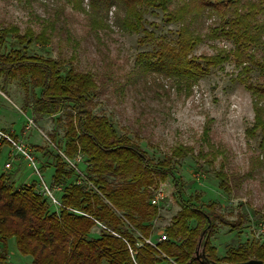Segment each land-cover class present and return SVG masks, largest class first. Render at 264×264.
Here are the masks:
<instances>
[{
  "label": "rangeland",
  "instance_id": "rangeland-1",
  "mask_svg": "<svg viewBox=\"0 0 264 264\" xmlns=\"http://www.w3.org/2000/svg\"><path fill=\"white\" fill-rule=\"evenodd\" d=\"M188 1L171 0L166 11L146 3L137 6L142 27L130 30L118 22L124 10L113 6L107 15L98 13L92 0H0V32L5 25L19 29L10 32L1 51L22 49L31 56L57 60L63 72L74 69L92 73L97 81L90 93L93 115L105 116L119 136L140 145L155 165L170 170L167 179L153 190L155 194L161 189L164 197L157 205L149 240L156 243L166 234L181 210L182 198L208 206V211L217 215L215 227L209 229L210 241L217 255L224 257L253 241L264 242V129L258 124L264 123V109H257L247 88L249 83L264 88V42L248 45V53L259 64L248 59L251 71L244 73V64L238 65L234 58L236 41L214 33L237 9L228 6L220 13L203 14L193 26L201 33V40L189 57L207 66L205 57L227 56L219 66L211 67L194 82L153 70L143 73L147 59L152 63L161 45L175 43L184 25L183 21L166 22L165 14L177 13ZM238 4L239 12L251 7L259 11L250 29L257 34L264 25V0H238ZM29 29L36 34L44 32L49 38L47 44L19 43L17 35ZM146 53L151 54L149 58ZM35 93L38 89L26 93L20 82L0 75V129L12 127L36 159L35 165L27 166L29 160L18 149L4 144L0 173L11 170L20 183H41L36 172L41 157L59 153L68 172L75 169L74 161L86 158L80 154L69 161L64 154L69 106L60 111L59 119L36 118L29 107ZM7 162L11 169L5 168ZM54 171V165L43 170L49 187ZM109 179L114 185H122L113 177ZM61 180L55 178L54 187ZM74 181L72 176L63 182ZM86 185L103 197L97 185L91 181ZM60 192L54 190L58 200ZM43 198L50 210H58L49 196ZM190 224L194 227L196 221ZM126 226L140 237L131 224L126 222ZM96 227V232L92 231L98 236L101 225ZM7 252L4 264H33V257L18 248L15 236L7 240Z\"/></svg>",
  "mask_w": 264,
  "mask_h": 264
},
{
  "label": "trees",
  "instance_id": "trees-1",
  "mask_svg": "<svg viewBox=\"0 0 264 264\" xmlns=\"http://www.w3.org/2000/svg\"><path fill=\"white\" fill-rule=\"evenodd\" d=\"M92 1L98 13L107 15L113 6L124 10L125 14L118 17L119 24L123 29L137 30L142 27V16L139 19L137 6L146 3L148 7L166 11L171 0ZM228 6L237 9L225 20L224 26L214 29V33L215 36L218 32L236 41L234 58L238 65L244 64V73L250 72L248 59L252 64L259 62L248 53L247 48L249 44L264 42V25L257 34L251 33L259 11L251 7L239 12L238 0H190L177 13L165 14L166 22L183 21L184 25L178 30V40L161 45L157 59L152 63L147 59L142 72L153 70L194 82L208 73L211 67L219 66L227 56L205 57L207 66L189 57L201 40V33L193 26L203 14L211 11L220 13ZM18 30V27L6 28V25L1 29L0 75L5 80L20 82L26 93L33 88L38 89L33 104L29 106L36 118L52 116L55 120L59 119L60 111L69 106L68 141L64 154L72 161L80 154L86 158L74 161L80 167L68 172L59 153L44 156L43 159L55 167L50 187H54L55 178L62 179L57 183L62 188L59 193L62 206L54 204L58 210L53 211L43 198L41 183H20L11 170L0 173V264L8 260L7 240L12 236H15L20 251L33 257V264H203L196 257V250L205 230L202 244L209 262L236 264L260 260L264 263V242L258 241L219 257L217 248L211 244L209 231L215 227L217 215L209 212L208 206L184 200L181 196V210L165 230L168 239L157 241L156 245L149 243L147 240L151 239L153 232L152 221L157 214V205L150 203L153 190L167 179L170 170L155 165L140 145L119 136L105 116L93 115L90 93L95 90L97 81L92 73L74 69L63 72L57 60L31 56L22 49L2 52L1 47L10 32ZM17 38L19 43L38 41L46 45L49 41L44 32L36 34L31 29L17 35ZM150 55L146 53L148 58ZM247 88L254 95L257 109L263 110L264 88L253 83H249ZM258 124L264 129L262 121ZM4 132L10 133L15 140L20 139L12 129ZM5 143L16 148L0 138V153ZM45 168L43 164L38 169L40 182L45 181L42 175ZM72 176H75V181L64 184V179ZM110 177L121 181L122 185H114ZM80 179L83 182H79ZM84 179L97 185L103 197L87 189ZM192 220L196 221L194 227L190 224ZM126 222L140 232V237L129 230ZM98 225H101V231L97 236L92 230Z\"/></svg>",
  "mask_w": 264,
  "mask_h": 264
},
{
  "label": "built area",
  "instance_id": "built-area-1",
  "mask_svg": "<svg viewBox=\"0 0 264 264\" xmlns=\"http://www.w3.org/2000/svg\"><path fill=\"white\" fill-rule=\"evenodd\" d=\"M0 138H1V140L4 138L6 141H8L9 143H11L12 145H14L28 160H29V163H32L33 165H35V163H36V159H35V156L32 154V150L31 151H29V148H27L22 142H21V140L20 139H18V140H15L12 136H11V134L10 133H8V132H4V131H2V130H0ZM69 161H71V160H69ZM74 166H75V168L78 170V167L75 165V163H74ZM12 167V164L10 163V162H7L6 164H5V168L6 169H9V168H11ZM36 172L40 175V173H39V171H38V169H36ZM83 176H84V174L82 173V172H80ZM82 176V178H84ZM87 180V179H86ZM85 179H84V182H86V183H88L89 182V180H87L86 181ZM79 182H83V179H80V181ZM54 190H62V188H61V185H57V186H55V187H53V188H51V187H49L48 185H47V183L44 181V180H42V182H41V184H40V191H41V193L45 196H49L51 199H52V201L55 203V204H57V205H59V206H62V203L56 198V196H55V194H54ZM164 197V195H163V193H162V191H161V189H159V190H157L156 192H155V194H154V196H153V198L151 199V203L152 204H155V205H158L159 204V200L161 199V198H163ZM168 239V237H167V235L166 234H163V235H161V237H160V239H159V242L160 241H163V240H167ZM149 243H151V244H153V245H156V243H154L153 241H151V240H147Z\"/></svg>",
  "mask_w": 264,
  "mask_h": 264
},
{
  "label": "water",
  "instance_id": "water-1",
  "mask_svg": "<svg viewBox=\"0 0 264 264\" xmlns=\"http://www.w3.org/2000/svg\"><path fill=\"white\" fill-rule=\"evenodd\" d=\"M206 231L207 230L203 231V233L200 236L198 248L196 250V257L200 259L203 264H228V263H220V262H209V260L206 257L205 246L202 244L203 236L206 233ZM236 264H264V263L260 260H250L247 262L236 263Z\"/></svg>",
  "mask_w": 264,
  "mask_h": 264
},
{
  "label": "crops",
  "instance_id": "crops-1",
  "mask_svg": "<svg viewBox=\"0 0 264 264\" xmlns=\"http://www.w3.org/2000/svg\"><path fill=\"white\" fill-rule=\"evenodd\" d=\"M29 119H33L32 117H28V120ZM38 120H40V119H38ZM34 121V120H33ZM27 124H29L30 125V123H27ZM27 126V125H26ZM12 128V127H11ZM11 128H10V130H11ZM26 129V128H25ZM28 129H26L25 131H24V133H26V131H27ZM38 163L39 164H41V166L44 164V165H46V168H49L51 165H50V163H47L44 159H42V157H41V160H39L38 159ZM27 166H30V164H29V162H28V165ZM17 177V173L15 174V178ZM17 179V178H16ZM18 180V179H17ZM97 229V227L95 228H93V231L94 232H96L95 230ZM98 231H99V229H98Z\"/></svg>",
  "mask_w": 264,
  "mask_h": 264
}]
</instances>
